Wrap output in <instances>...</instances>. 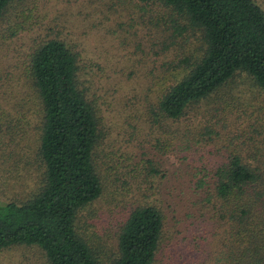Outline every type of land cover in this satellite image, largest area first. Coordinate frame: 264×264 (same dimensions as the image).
Returning <instances> with one entry per match:
<instances>
[{"label": "trees", "instance_id": "1", "mask_svg": "<svg viewBox=\"0 0 264 264\" xmlns=\"http://www.w3.org/2000/svg\"><path fill=\"white\" fill-rule=\"evenodd\" d=\"M41 4L42 0H0V21L6 23L0 40L35 25L45 15ZM109 4L105 9L117 13L111 48L114 85L120 76L134 74V62H141V52L150 49L131 36H138L143 22L149 26L144 32L147 39L153 36L152 43L159 45L152 53L165 58L172 49L177 57L176 63L158 59L169 63L168 68L157 75L154 86L144 87L150 92L145 94L150 99L145 108L151 122L174 135L180 148L203 136L213 146L211 167L193 172L188 188L195 211L205 214L217 229L211 243L214 264H264V122L259 120L260 129L253 134L255 128L238 127L240 120L232 113L244 103L264 118V7L254 0H109ZM50 29L52 34L32 38L23 53L24 78L37 102L35 155L42 176L25 199L0 202V249L32 245L45 264H153L165 215L152 191L122 211L111 243L102 240L88 213L95 211L92 204L105 189L109 203L115 205L158 173L146 159L142 175L138 168H121L125 172H118L123 175L118 182L119 169L103 150L110 132L109 117L104 115L110 110L107 97L114 88L107 84L104 57L111 55L88 52L63 22H54ZM241 74L255 93L231 87L244 82ZM101 78L104 85L99 86Z\"/></svg>", "mask_w": 264, "mask_h": 264}, {"label": "rangeland", "instance_id": "2", "mask_svg": "<svg viewBox=\"0 0 264 264\" xmlns=\"http://www.w3.org/2000/svg\"><path fill=\"white\" fill-rule=\"evenodd\" d=\"M254 1L264 7V0ZM105 5H110L109 0H105L103 4H99L98 0H42L41 12L45 15L39 18L35 25L18 31L7 40H0V202L25 199L40 183L42 176V165L35 155L38 131L37 102L23 73V53L26 46L31 44L34 37L41 38L52 34L53 29L50 28L54 27V22H63L75 31L73 32L76 37L82 39L88 52L96 55L100 50L103 57L105 52L111 55L110 59L104 57V60L110 77L107 78V84L109 87L110 84L113 86L112 68L115 53L111 48L115 41L112 34L115 32L114 18L117 13L106 10ZM98 18L100 23L96 22ZM119 18H122V15ZM5 24L4 20L0 21V30ZM145 27L149 26L141 22L137 30L138 36H131L136 38L135 40L141 39L143 44L140 46H149V51H142L144 55L141 56V62H134V74L128 78L125 75L120 76L114 88L110 87L111 92L107 97L110 110L104 114L109 117L110 132L104 140L103 150L109 163L119 169L115 174L118 182H121L123 177L118 172H125L121 168H138L140 172L143 170L142 164L146 165V159L152 160L158 173L151 175L140 190H137L135 183L131 181V187L135 188L136 192L134 190L131 197L115 205L109 203L105 189L92 204L95 211L88 213L92 223L97 226L96 231L104 237L102 240L111 243L122 211L135 198L146 199L144 194L151 196L152 191L165 215L164 232L153 264H214L211 253L214 246L211 243L215 241L217 229L205 214L201 216L195 211L188 188L193 172L197 169L208 170L211 167L214 149L206 142L204 136L203 140L196 144L180 148L176 146L174 135L160 131L158 126L151 122L145 108L149 99L145 94L150 92L149 89L145 91L144 87L154 86L157 75L168 68L169 63L161 64L162 61L158 59L176 63L177 57L173 55L172 49L164 55L165 58H158L152 53L158 51L159 45L157 42L152 43L153 36L150 35L151 38L147 39L149 35L144 33ZM132 28L134 27L129 30ZM62 33L68 34L64 30ZM141 37H144L145 42ZM132 46V42H129V51H132ZM133 53H136L135 56L139 55L138 50ZM117 56L122 59L119 54ZM149 59L156 60L148 62ZM242 80L243 83L233 82L231 87L236 85L234 89L240 88L246 91L244 93H255L257 89L254 86L250 89L247 78L242 77ZM98 85H104L102 78ZM243 85L246 88L241 87ZM100 91L102 92V89ZM259 95L262 96L263 93L260 91ZM256 97L259 98L257 95ZM233 112L237 114L233 117L238 116L240 120L238 127L247 130L255 128L253 134L260 129L257 125L259 120L264 122L263 117L259 118L258 112L249 111L244 103L233 107ZM7 124H11L10 127ZM209 173H206L207 179ZM139 175H142V172ZM127 176L125 173L126 179L131 180ZM198 235L202 238L198 239ZM0 264L45 263L35 246L16 245L0 249Z\"/></svg>", "mask_w": 264, "mask_h": 264}]
</instances>
